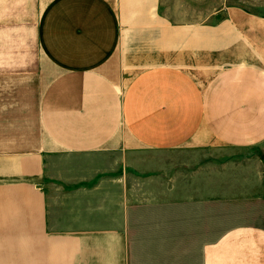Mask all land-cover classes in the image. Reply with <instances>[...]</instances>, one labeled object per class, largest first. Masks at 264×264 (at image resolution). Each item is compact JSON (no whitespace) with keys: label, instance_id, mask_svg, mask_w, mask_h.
<instances>
[{"label":"crops","instance_id":"obj_1","mask_svg":"<svg viewBox=\"0 0 264 264\" xmlns=\"http://www.w3.org/2000/svg\"><path fill=\"white\" fill-rule=\"evenodd\" d=\"M133 1L0 0V264H264V16Z\"/></svg>","mask_w":264,"mask_h":264},{"label":"rangeland","instance_id":"obj_2","mask_svg":"<svg viewBox=\"0 0 264 264\" xmlns=\"http://www.w3.org/2000/svg\"><path fill=\"white\" fill-rule=\"evenodd\" d=\"M53 0H41V11L45 8V5H49ZM170 1V0H169ZM165 1L163 4L159 5L158 11L159 13L163 14H170L172 15L174 13L173 21L175 22V25L182 27V21L184 18V15L189 16L192 15L193 17L200 18L207 16L208 22H215L218 19L221 18V15H218L222 10H225L227 7L230 6H238L243 7L247 9L249 12L252 13H258L262 16H264V0H174L173 3ZM110 2L114 5V7L117 10V13L121 20V32L124 34V39L126 37V34H129L132 31L137 32L139 29H137L138 25V19L142 18L143 15L146 13L137 12L136 8L139 7L138 3L131 0H110ZM172 13V14H171ZM38 15H39V8L36 7L34 10V13L32 15V29H37L38 25ZM139 15L137 18L136 16ZM172 17V16H171ZM136 18V19H135ZM135 19V21H134ZM172 22V21H170ZM173 23V22H172ZM37 41V40H36ZM36 41L33 40L31 45L33 46L32 49V59L34 60H40V56L38 53V49L36 46ZM18 55V54H17ZM42 82L43 85H45V82L47 84H50L51 81L58 75L59 71L56 69L55 66L48 64L47 67L42 68ZM42 85V86H43ZM224 153V154H223ZM223 153L218 152L217 153H210V152H203L197 155H191V158L193 161H197V163L201 164H193L191 169L192 178H198V173L196 171H199V167L202 165H206L209 163L218 162L219 159H224L223 162H230L227 161L228 159L236 158L233 156L231 152L224 151ZM219 154H223V156H219ZM250 155H259L261 158L264 159V150L263 149H251L249 151ZM148 156H151V154H147ZM232 155V156H230ZM242 155L241 157H243ZM223 157V158H221ZM226 222V219H225Z\"/></svg>","mask_w":264,"mask_h":264}]
</instances>
